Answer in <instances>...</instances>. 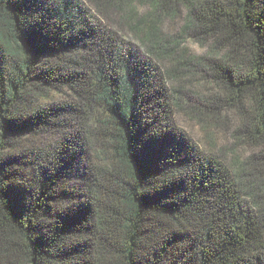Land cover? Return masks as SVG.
Wrapping results in <instances>:
<instances>
[{
  "label": "trees",
  "instance_id": "obj_1",
  "mask_svg": "<svg viewBox=\"0 0 264 264\" xmlns=\"http://www.w3.org/2000/svg\"><path fill=\"white\" fill-rule=\"evenodd\" d=\"M87 1L124 22L149 6L132 25L149 53ZM180 15L209 49L205 108L235 115L246 161L175 122L162 62L181 41L162 26ZM52 91L74 99L40 104ZM0 264H264V0H0Z\"/></svg>",
  "mask_w": 264,
  "mask_h": 264
},
{
  "label": "rangeland",
  "instance_id": "obj_2",
  "mask_svg": "<svg viewBox=\"0 0 264 264\" xmlns=\"http://www.w3.org/2000/svg\"><path fill=\"white\" fill-rule=\"evenodd\" d=\"M87 5L102 22L103 26L109 27L119 37L140 47L144 53H149L147 46L141 43L139 38L134 35L135 33L132 29V25L138 23L146 13L150 12L149 6L137 3V16L132 18L131 22H124V13L120 11L106 10L102 12L98 10L94 2L89 1H87ZM183 16L180 15L174 20L167 19L162 26L165 35H169L168 37L172 38L175 42L181 41L177 53L162 62L164 69L177 71L176 79H169L170 87L182 90L179 94L175 93L178 101L175 109V122L201 148L208 153L218 156L229 166L235 165L236 162L246 161L256 151L237 138L235 115L225 110L221 111L216 117H213L212 111H208L205 108V101L208 103L211 100L209 97L214 95L217 89L207 75L198 68L197 61L205 56L209 49L196 43L193 38L181 35L184 26ZM188 61H192V64L186 65ZM73 99L71 92L52 91L48 95H45L43 99H40V104L60 103L61 101L71 102ZM59 140L60 135L55 132H49L42 135L27 134L22 137L21 142L27 148H31L55 145ZM78 185H80L78 180L72 182V188Z\"/></svg>",
  "mask_w": 264,
  "mask_h": 264
}]
</instances>
